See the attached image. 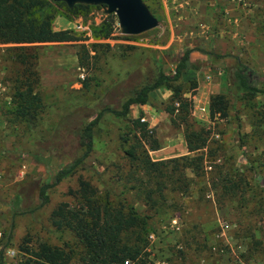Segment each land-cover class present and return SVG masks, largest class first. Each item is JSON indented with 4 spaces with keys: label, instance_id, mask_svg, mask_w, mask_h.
<instances>
[{
    "label": "rangeland",
    "instance_id": "374dc122",
    "mask_svg": "<svg viewBox=\"0 0 264 264\" xmlns=\"http://www.w3.org/2000/svg\"><path fill=\"white\" fill-rule=\"evenodd\" d=\"M144 2L159 24L139 35L121 34L116 23L108 39L94 40L92 26L107 16L97 6L71 20L55 18L53 29L71 31L76 41L33 45L23 57L16 56L14 46L0 45V223L5 243L34 252L46 244L64 250L69 264H82L74 232L56 230L50 215L60 203L78 208V187L85 181L102 199L108 196L112 204L147 217L154 231L146 237L145 264H264V185L257 180V175L264 179V95L236 98L231 85L238 60L261 87L264 0H201L182 10L186 17H177L170 5L157 0ZM187 50L195 69L153 90L143 109L132 107L126 117L104 113L94 126L93 150L84 167L48 188V203L40 206L39 188L69 163L53 143L60 120L75 108L85 124L105 107L120 109L122 101L155 79L157 65L172 75ZM27 70L41 99L33 121L16 120L9 111L16 80ZM176 89L192 101L185 123L173 121H179L177 111L167 112ZM218 95L227 101V117L211 120L209 104ZM143 115L157 144L151 150L142 142L143 150L152 161L170 162L162 170L165 177L149 182L122 145L124 138L135 144L133 136L139 133L131 121ZM191 132L197 133L200 149L187 152L185 135ZM69 137L78 147L76 134ZM38 152L45 166L38 162ZM183 156L196 164L171 172V161Z\"/></svg>",
    "mask_w": 264,
    "mask_h": 264
},
{
    "label": "trees",
    "instance_id": "16d2710c",
    "mask_svg": "<svg viewBox=\"0 0 264 264\" xmlns=\"http://www.w3.org/2000/svg\"><path fill=\"white\" fill-rule=\"evenodd\" d=\"M95 8L97 6L84 4H76L72 8H68L65 3L54 0H0V45L14 46L17 51L16 56L23 57L27 56V50L35 47L33 45L76 41L71 31L53 29L55 18L62 16L71 20L74 17L87 15ZM116 23L115 15H107L99 25L92 26V38L94 40L108 39L113 33ZM85 53L86 58H88V51L85 50ZM190 55L191 51L189 50L182 54L172 75L165 74L157 65L155 79L143 83L137 92L122 101L120 109L105 107L98 111L94 119L85 124L75 108L60 120L55 129L53 143L55 142L58 147L55 150L61 151L69 163L54 174L53 182L50 178L39 188L40 206L48 203L46 194L48 188L84 167L85 160L93 150L94 126L102 119L104 113L109 112L118 117H126L132 107L147 105L149 94L153 90L161 86H169L170 83L179 81L183 72L195 69ZM25 72L21 81L16 80L17 84L12 103L9 105V111L16 120L33 121L41 109V99L34 93V79L31 77L33 73L30 70ZM232 74L233 82L231 85L236 98L243 94L264 95V75L261 76V87H258L253 83V76H250L248 67L238 60ZM179 92L178 89L174 92L175 100L172 101L167 112L173 115L177 111L178 115L175 116L179 121L176 119L173 121L185 123L190 115L192 101L184 98ZM227 109V101L223 95L211 98L209 104L210 119L213 120L216 117L225 119ZM140 118L131 121L133 130L139 133V136H133L135 144L124 138L122 145L128 159L136 164L149 182L165 177L166 172L162 170L170 162L152 161L147 152L143 150L142 142L148 144L151 150H155L157 144L153 140L151 130L147 129V123L141 122ZM74 134L78 138L76 142L79 143L78 147L72 137L66 138L67 135L72 136ZM185 140L187 152L200 149V139L197 133H186ZM66 142H69L67 147L64 145ZM46 149H48L47 146L41 150L44 152ZM67 152H70L71 155ZM35 156L38 158V162L46 165V161L43 160V153H35ZM195 161V159L187 156L173 160L171 161L173 164L171 172L176 173L182 169L184 171L185 168L194 166ZM47 172L50 175L52 173L49 169ZM182 176L184 175L181 174ZM257 180L261 185H264V179L258 175ZM156 183L161 184L160 181H156ZM142 186L140 184V188L144 189ZM96 192V189L88 182L81 181L78 187L79 207L71 208L67 203H60L51 212L52 226L56 230L66 228L74 232L83 250V259L81 260L83 264H110L113 262L123 264L126 260L136 264H145L147 258L146 237L149 231H154L152 226L148 225L147 217L140 216L132 207L112 204L108 196H104L102 199ZM147 193L150 195L152 191ZM21 194L20 191L18 193L19 203L22 202ZM148 197L151 199V196ZM4 245L7 246V243ZM21 251L53 264H68L70 260L64 250L46 244H40L36 252L28 251L26 248H22ZM0 264H3L1 252Z\"/></svg>",
    "mask_w": 264,
    "mask_h": 264
},
{
    "label": "water",
    "instance_id": "95a60500",
    "mask_svg": "<svg viewBox=\"0 0 264 264\" xmlns=\"http://www.w3.org/2000/svg\"><path fill=\"white\" fill-rule=\"evenodd\" d=\"M63 2L68 8L76 4L99 6L105 15L114 14L121 34L139 35L158 26L144 0H54Z\"/></svg>",
    "mask_w": 264,
    "mask_h": 264
},
{
    "label": "built area",
    "instance_id": "2783aa9c",
    "mask_svg": "<svg viewBox=\"0 0 264 264\" xmlns=\"http://www.w3.org/2000/svg\"><path fill=\"white\" fill-rule=\"evenodd\" d=\"M162 5L169 6L174 10L177 17H186L185 13H181L183 9L189 7L190 5H195L200 3L201 0H157ZM241 2L242 0H237ZM2 91V87L0 84V94ZM141 122H146V116L143 115L140 118ZM152 238V236H151ZM4 233L2 231V225L0 223V252L3 258V264H53L46 260L37 258L32 255H28L19 249H16L11 246L4 245L5 243ZM69 264V263H68ZM83 264V263H82ZM110 264H116L115 262ZM123 264H136L133 261L126 260Z\"/></svg>",
    "mask_w": 264,
    "mask_h": 264
},
{
    "label": "crops",
    "instance_id": "0c3cea01",
    "mask_svg": "<svg viewBox=\"0 0 264 264\" xmlns=\"http://www.w3.org/2000/svg\"><path fill=\"white\" fill-rule=\"evenodd\" d=\"M142 109L144 108V106L143 107H141Z\"/></svg>",
    "mask_w": 264,
    "mask_h": 264
}]
</instances>
